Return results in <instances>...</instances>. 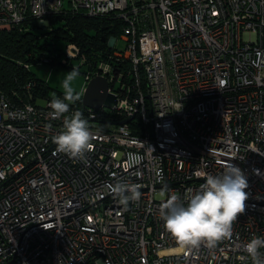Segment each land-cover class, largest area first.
<instances>
[{"label": "built area", "instance_id": "2783aa9c", "mask_svg": "<svg viewBox=\"0 0 264 264\" xmlns=\"http://www.w3.org/2000/svg\"><path fill=\"white\" fill-rule=\"evenodd\" d=\"M66 12L124 22L78 94L82 103L100 76L117 103L82 105L91 148L70 157L53 137L77 110L56 118L52 99L0 92V264H253L244 246L264 238V0H0V30ZM64 56L85 61L73 43ZM122 60L131 69L114 67ZM227 164L248 183L232 235L182 246L163 227V205ZM118 182L139 200L121 205Z\"/></svg>", "mask_w": 264, "mask_h": 264}, {"label": "clouds", "instance_id": "9594fccd", "mask_svg": "<svg viewBox=\"0 0 264 264\" xmlns=\"http://www.w3.org/2000/svg\"><path fill=\"white\" fill-rule=\"evenodd\" d=\"M79 75L78 71L68 72L61 85L64 89L62 98L56 97L49 102L52 115L56 118L69 112L70 105L79 100L72 87V81ZM92 135L89 124L80 111L64 119L63 131L53 137L56 151L70 157H81L91 148ZM138 157H128L131 167ZM247 178L243 171L232 164L220 175H207L202 187L180 202L172 196L161 209L160 218L165 230L184 247H196L202 242L214 245L232 235L233 222L238 214L245 210L248 198ZM111 193L119 198V203L127 206L130 200H139L140 192L135 186L118 182L110 187ZM264 238L254 237L244 246V251L253 264H264L261 252Z\"/></svg>", "mask_w": 264, "mask_h": 264}, {"label": "trees", "instance_id": "16d2710c", "mask_svg": "<svg viewBox=\"0 0 264 264\" xmlns=\"http://www.w3.org/2000/svg\"><path fill=\"white\" fill-rule=\"evenodd\" d=\"M124 26V22L114 16H87L80 12H66L49 17L46 25H39L35 18H27L9 30H0V92L15 103L62 98L63 94L60 92L55 96L49 95L48 82L38 78L32 66L63 65L61 58L64 48L73 43L85 56V61L76 71L82 69L83 74L91 73L96 69L97 63L107 59L112 52V48L108 46L109 38H117ZM71 66L68 68L72 69ZM114 67L125 71L131 69L127 60L116 62ZM70 108L81 113L85 110L80 98ZM100 115L105 118L109 116L105 112Z\"/></svg>", "mask_w": 264, "mask_h": 264}, {"label": "rangeland", "instance_id": "374dc122", "mask_svg": "<svg viewBox=\"0 0 264 264\" xmlns=\"http://www.w3.org/2000/svg\"><path fill=\"white\" fill-rule=\"evenodd\" d=\"M39 25H45L43 22H39ZM114 37L111 36L108 41L112 40ZM118 48H123L121 44H117ZM65 58V56L63 55ZM67 63H61L63 65L57 66H49L47 64H38L36 66H32L33 72L36 74L38 78L44 79L48 82L50 87V96H55L57 92L64 93V89L61 85L62 79L65 78L66 74L72 70L79 69L80 60L79 58H68ZM72 65V69L68 68V66ZM65 66V67H64ZM79 75L76 77L74 81H72V87L75 89L76 93H81L85 76L82 73V69L78 71Z\"/></svg>", "mask_w": 264, "mask_h": 264}, {"label": "water", "instance_id": "95a60500", "mask_svg": "<svg viewBox=\"0 0 264 264\" xmlns=\"http://www.w3.org/2000/svg\"><path fill=\"white\" fill-rule=\"evenodd\" d=\"M116 103V97L108 92V83L105 78L97 76L88 81L82 94L84 107L96 111L101 107L112 108Z\"/></svg>", "mask_w": 264, "mask_h": 264}]
</instances>
